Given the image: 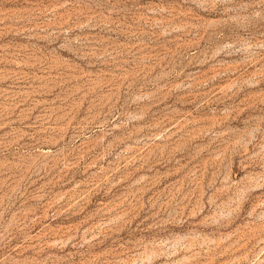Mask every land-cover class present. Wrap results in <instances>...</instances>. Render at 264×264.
Returning a JSON list of instances; mask_svg holds the SVG:
<instances>
[{
  "label": "rangeland",
  "instance_id": "1",
  "mask_svg": "<svg viewBox=\"0 0 264 264\" xmlns=\"http://www.w3.org/2000/svg\"><path fill=\"white\" fill-rule=\"evenodd\" d=\"M0 264H264V0H0Z\"/></svg>",
  "mask_w": 264,
  "mask_h": 264
}]
</instances>
